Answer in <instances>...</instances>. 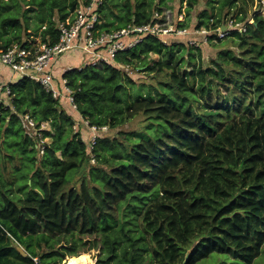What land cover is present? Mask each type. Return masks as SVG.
<instances>
[{
  "label": "trees",
  "instance_id": "1",
  "mask_svg": "<svg viewBox=\"0 0 264 264\" xmlns=\"http://www.w3.org/2000/svg\"><path fill=\"white\" fill-rule=\"evenodd\" d=\"M168 1L135 0L123 10L122 0H104L98 29L154 23ZM178 1L177 28L215 30L235 19L246 23L247 31L235 30L232 37L243 40L256 30L264 44L263 16L234 11L242 0H206L194 25L188 19L201 0ZM77 3L0 0V53L14 45L28 48L36 38L57 43L58 24ZM190 37L144 35L116 56L115 65L67 70L61 82L73 91L76 110L63 107L64 99H55L30 77L8 84L10 102L0 100V221L14 238L0 231V264H35L33 257L41 264H62L92 250L96 264H183L188 252L186 264L214 253L241 264L257 262L264 252V50L244 79L254 88L249 104L235 106L226 97L218 110L199 115L198 92L211 96L213 84L218 87L226 73L220 59L213 61L215 67L201 61L198 89L191 88L165 61L193 48ZM209 44L196 47L201 60ZM153 54L161 59L151 60ZM126 67L159 83H139ZM165 71L171 72L161 77ZM223 110L227 121L213 123ZM25 116L36 128L50 125L41 130L47 139L43 154ZM139 116L149 121L142 132L121 130ZM76 122L84 127L77 130ZM83 122L119 130L113 138L99 132L95 164ZM83 170L87 174L78 188L74 176Z\"/></svg>",
  "mask_w": 264,
  "mask_h": 264
},
{
  "label": "built area",
  "instance_id": "2",
  "mask_svg": "<svg viewBox=\"0 0 264 264\" xmlns=\"http://www.w3.org/2000/svg\"><path fill=\"white\" fill-rule=\"evenodd\" d=\"M104 0H91L87 5H81L72 13L65 21L59 22V41L54 44L41 43L34 44L30 47H22L14 45L4 53H0V63L17 73L22 77H30L38 81L46 91L50 92L57 100H66L72 109H77L74 103L73 91L66 86V81L57 82L54 74L51 72V66L56 59H59L70 51L79 50L85 57V65H115L116 56L123 51H127L135 47L143 40L144 35H160L165 37L192 35L189 38V44L194 47H199L202 43H208L212 40H219L230 37L233 31L246 32L247 24L231 19L215 30L205 28L196 31L188 29H179L176 23H165L164 15L156 13L154 23L145 24L142 26L128 25L120 30L111 32H101L98 27L101 25L99 19V7ZM261 5L264 7V0H261ZM252 24V20L248 21ZM214 33L218 38L214 37ZM164 42L168 43L164 38ZM81 68V67H80ZM10 95L8 84H5L0 79V100H5ZM28 121V126L38 133L40 139V153L43 154L47 145L41 130L46 129L45 123L40 128H36V122L29 116H25ZM89 128L90 137V158L95 162L93 155V147L99 132L108 130L107 127L98 128L90 126L88 122H83ZM80 124V122L78 123ZM77 128V126H76ZM0 231H3L11 238H14L11 233L5 228L0 221ZM16 242L15 239H13ZM22 248V246L20 245ZM35 264H41L38 257H33Z\"/></svg>",
  "mask_w": 264,
  "mask_h": 264
},
{
  "label": "rangeland",
  "instance_id": "3",
  "mask_svg": "<svg viewBox=\"0 0 264 264\" xmlns=\"http://www.w3.org/2000/svg\"><path fill=\"white\" fill-rule=\"evenodd\" d=\"M134 1L135 0H122L123 10L127 9V6L129 7V4L133 5ZM85 2L86 0H78V3L76 4L77 6L73 10V12H71V14L74 13V11L81 5H84ZM260 3L261 1L258 2L257 0H242L238 3L237 7L234 8V11H236L239 15H246L247 13L253 15V12L256 11L257 13H260V15H262L264 18V7L263 5H260ZM205 4L206 0H201V3L197 5L195 9L191 12L188 21L192 25L196 24V16L201 9L205 8ZM179 8L180 6L178 0L168 1V8H166V12L164 15L165 23L177 22V14ZM186 19L187 18H185V21ZM250 19L252 20L253 24L255 22L253 16H251ZM250 25H248V28ZM252 31L253 29H251V32ZM174 41L176 42L177 40ZM33 42L41 45L40 38H36ZM209 43V47L207 49H204L202 60L199 50H197L198 48L196 47L183 49L177 52L172 59L167 57L165 59V61H167L168 63L172 62V64L177 67V70L180 73L181 77L183 79H186V81L189 82L191 88L195 90H197L199 86L196 72L200 62H204L206 66L215 67L213 62L215 59H220L222 61V67L224 72L226 73L225 80L222 81L218 87L215 86L217 82L213 84L211 96H203L198 92V101L194 103V108L196 109L199 115H202L204 111H216L219 109L217 107L221 106V102L226 97H230L231 101H233V105L235 106L240 104L244 106V102L249 104L250 100L253 98L254 88L250 82L245 83L244 79L246 75L253 74V69L258 64L257 62L260 59V54L264 50V44L261 43V40L258 34L256 33V30L252 33H248L247 38L243 40L240 39L238 36H231L224 38L221 42H219L218 40H212L209 41ZM66 56H70L72 57V59L71 62L62 60L61 66H63L64 72L69 70V68L72 69L71 67L82 64L84 62L83 54L79 50L70 51L66 53L65 57ZM162 58L164 60L165 57L162 56ZM80 59L81 63H79ZM159 59L161 58L158 55L153 54L151 56V60L158 61ZM125 71H130L131 75H135L136 78L141 79L139 80V83L144 82L148 85H156V83H159L158 78H152V75H149L147 72H135L134 67H126ZM170 72L171 71H165V73L161 74V77L170 74ZM7 100V102L9 103V97L7 98ZM240 109L238 110L239 112ZM240 115L241 114H238L236 118H238ZM211 121L213 123L227 121L224 110L221 111L220 116L215 117L214 120L212 118ZM76 123L77 130L80 127H84L82 124L81 126H79V122ZM148 123L149 121L145 116H139L135 120L129 122L126 126L122 127L121 130L125 132H142V130L144 129V127H146V125H148ZM45 125L47 128H49L50 126L47 123H45ZM84 131L85 133H87L86 130ZM118 131L119 130H106L104 132L113 138L117 136ZM88 135L86 137H88ZM91 163L95 164V162L92 161ZM86 174L87 173L83 170L80 174L74 176V180L76 183L73 185L79 188L82 183V178ZM88 254L91 256V258L96 261L97 251L92 250ZM199 264L241 263L227 255L214 253L208 259L201 261ZM255 264H264V252L258 258Z\"/></svg>",
  "mask_w": 264,
  "mask_h": 264
},
{
  "label": "crops",
  "instance_id": "4",
  "mask_svg": "<svg viewBox=\"0 0 264 264\" xmlns=\"http://www.w3.org/2000/svg\"><path fill=\"white\" fill-rule=\"evenodd\" d=\"M81 52V51H80ZM82 53V52H81ZM66 55V54H65ZM63 55L62 57H60L59 59H56L53 62V65L51 66V72L54 74L55 79L57 80V82H61L64 70H63V66H61L62 64V60H65L67 62H71L72 57L70 56H66ZM83 61H85V57L83 55ZM79 63H81V59L79 60ZM86 62H83L82 64L73 66L75 67H82L85 65ZM71 67V68H73ZM70 69V68H69ZM21 78V76L17 73L12 72L10 69H8L7 67H5L4 65H2L0 63V79L3 83L5 84H9L11 82L17 81ZM62 105L63 107H66L67 109L69 107H71L66 100H62ZM65 108V109H66ZM72 112V111H71ZM81 118V117H80ZM90 134V133H89Z\"/></svg>",
  "mask_w": 264,
  "mask_h": 264
},
{
  "label": "bare ground",
  "instance_id": "5",
  "mask_svg": "<svg viewBox=\"0 0 264 264\" xmlns=\"http://www.w3.org/2000/svg\"><path fill=\"white\" fill-rule=\"evenodd\" d=\"M96 261L89 254H83L78 257H68L63 264H95Z\"/></svg>",
  "mask_w": 264,
  "mask_h": 264
},
{
  "label": "water",
  "instance_id": "6",
  "mask_svg": "<svg viewBox=\"0 0 264 264\" xmlns=\"http://www.w3.org/2000/svg\"><path fill=\"white\" fill-rule=\"evenodd\" d=\"M20 251L26 255L25 251H24L22 248H20ZM189 255H190V252H188V253L186 254L185 261H184L183 264H186V263H187V261H188V259H189ZM95 264H96V263H95Z\"/></svg>",
  "mask_w": 264,
  "mask_h": 264
}]
</instances>
